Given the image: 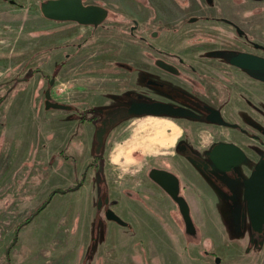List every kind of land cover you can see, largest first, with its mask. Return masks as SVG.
Listing matches in <instances>:
<instances>
[{
  "label": "rangeland",
  "instance_id": "obj_1",
  "mask_svg": "<svg viewBox=\"0 0 264 264\" xmlns=\"http://www.w3.org/2000/svg\"><path fill=\"white\" fill-rule=\"evenodd\" d=\"M12 1L0 0V264H264V234L251 232L241 179L235 173L216 177L225 191L220 193L207 170L185 153L175 155L182 141L206 159L217 141L213 136L225 137L221 128L167 115L126 118L110 128L103 152H96L92 122L98 112L141 96L172 100L177 90L195 92L183 78L147 65L152 50L131 35L132 19L141 22L139 35H148L162 17L166 27H178L179 47L169 51L183 58H223L221 44L206 48L192 41L199 27L192 31L177 23L181 16L218 7L205 0H85L111 13L93 30L45 17V0ZM235 7L227 9H237L238 22L246 18L248 25L252 15L244 10L251 9L264 25V1ZM146 21L157 26L146 28ZM261 40L254 42L264 44V33ZM254 42L231 44L229 51H256ZM211 73L222 75L232 89L243 73L251 74L230 66L223 72L229 77ZM148 77L165 88L150 86ZM263 79V72L256 73L255 80ZM47 90L72 108L47 109ZM155 166L179 169L196 236L185 233L176 205L147 175ZM58 189L68 191L52 197ZM107 197L109 205L99 209L98 200ZM107 207L128 225L108 220Z\"/></svg>",
  "mask_w": 264,
  "mask_h": 264
},
{
  "label": "flooded vegetation",
  "instance_id": "obj_2",
  "mask_svg": "<svg viewBox=\"0 0 264 264\" xmlns=\"http://www.w3.org/2000/svg\"><path fill=\"white\" fill-rule=\"evenodd\" d=\"M83 1L86 5L91 4L87 3L85 0ZM230 1L233 2V5L230 4ZM246 1L247 0H215L216 3H214V0H205L206 3H210L211 6L214 5L218 8L201 10L202 12H199L195 15L181 16L177 21V23L181 24V26L186 27V25H188L192 31H194V27H199L195 33H192V41H194V43H196L197 45H202L203 47L208 48L211 44H221V54L224 56L223 58L198 57V59L195 60H188L186 58H183L176 52L169 51V49L171 48L179 47V44H176L177 42L175 41L178 40V27H166L168 21L164 17H162V20L158 21V23H160L159 26L151 21H146V28L150 29L154 26L157 27L151 29L148 35H139L141 30V22L135 18L132 19V25L130 26L131 35L139 36L147 46V50H152L151 52L154 54L153 56H151V52L147 51V65L149 66V63L153 64L158 71H160L162 74H165L166 76L171 75L178 79L183 78L187 82L191 83L192 87L195 88V92L189 94L184 91L177 90L172 95H170L172 100L145 99L141 96V98L135 99L133 100V102H130L128 106L113 107L112 109H104L98 112V117L94 122H92L96 126L95 136L97 143H99L96 147V152H103V145L105 143L104 138L106 137V135H108V131L110 130V128L120 123L121 119L123 120L126 118L130 119L132 117H141L129 115L128 108L131 106V104L135 102L166 103L175 108L189 111L196 115L195 117H171L189 118L200 121V126L206 127L208 125H212L222 129V133L225 137L223 140H218L215 136H213L217 141H214L210 146L209 151L205 153L207 155V160L202 156L203 153L197 150H193L189 145H186L182 141L177 145V151H175V155L178 156L177 152L178 154L185 153L183 155H185V157L188 158L192 163L200 166L204 171L207 170V172L210 173V181H212V183H215V185L219 188L218 190L220 191V193H223L225 191L222 189V187L220 188V180H218L216 177L219 178L221 175L235 173L236 177L241 179L243 189L242 194L245 198V181L253 174L258 164H260L261 162L264 163V79L255 80L256 73H264V68L255 69L252 67L242 66L240 64H237L234 61V58L244 54L251 56V60H257L255 58H259L260 60L264 61V44L254 42V40L257 39L262 42L261 39L264 33V25L262 24L261 15L253 12V10L251 9L244 10L245 13L249 12L252 15L249 17L250 21L248 25H246V23L248 22L246 18L244 19L243 23H240L236 20V16L238 15L237 9L229 10L227 8H230L231 6L236 8L235 5H240L242 3H245ZM252 1L261 2L264 0ZM10 2L14 3V1L12 0H10ZM165 13H167L166 10H163L162 14ZM171 13H175V11H171ZM110 14L111 13L109 10L108 17L98 26H95L93 24H81L77 21L72 20H66L63 22H73L77 23L78 25H86L88 27H91L93 30H97L108 20ZM116 16L117 18L120 17L118 15ZM152 40H158V43H155ZM252 42H254L253 45L256 48V51L239 50L234 53H231V51H229V47L231 44L242 46V43L252 44ZM80 46L81 45H79L78 47ZM215 65H217L218 67H215ZM229 66L236 70L248 72L251 74L247 75L243 73V79L239 77V80L241 81L236 82V85L232 89L229 86L228 81L223 78L222 75H215L211 73L212 69L220 73L228 72ZM187 72L192 75H188ZM223 75L229 77L228 73H223ZM246 82L253 85L248 86ZM147 83L150 86L159 88H165L166 86L164 82L159 80H152L149 77L147 79ZM220 85L222 87V90H216V87L219 88ZM212 86L213 88H211ZM211 91L215 93L212 94L211 97H209L208 95ZM236 93L237 102L235 98ZM231 96V101L234 100L235 105H232L230 102ZM205 97L208 99H206ZM56 104L57 102L52 97L51 102L49 104L45 103V106L46 108L49 106V108L47 109H57V107H55ZM66 106L67 108L65 110L72 108V106L70 105ZM108 113L110 114L109 117H107ZM181 129L183 133H186V126L181 127ZM204 130L206 129L202 128V131ZM100 138H102V141H100ZM219 145H223L225 147H228L230 150H233L236 158L238 155L237 153L240 152V164L234 166L229 170L218 168L211 160V153L214 148ZM220 159L222 165L229 166V162H227L224 157H221ZM206 161L209 162V165H206ZM252 163L253 166L251 168ZM241 166H243L244 168V174H242L239 169V167ZM152 169L165 170L169 173L168 184L171 186V191L176 192L175 197H173L171 193L167 191L161 184L152 179L149 174ZM178 171L179 169L177 168H175V170H172L166 167L155 166L151 167L148 170L147 175L154 181V184L168 196L170 201H172V203L176 205L179 216L186 225L185 233L189 236H196L197 231L195 227V220L193 218L192 209L185 192L187 189L183 187L182 176ZM246 173H249V175L247 176ZM79 188L80 187H76L75 190ZM68 190L73 191L74 188H70ZM68 190L64 191L58 189V191L62 193H65ZM180 198H182L186 203V207L184 210H182L180 207ZM100 201L101 205L99 204ZM109 202L110 199L108 197L105 200L100 198L98 200V208L102 209L104 205H109ZM245 202L247 206V200ZM108 209H110V207H107L106 211ZM191 227L193 229H191ZM251 232L256 234L257 236H262V234H264V225L262 232H258L252 228L251 223Z\"/></svg>",
  "mask_w": 264,
  "mask_h": 264
},
{
  "label": "water",
  "instance_id": "obj_3",
  "mask_svg": "<svg viewBox=\"0 0 264 264\" xmlns=\"http://www.w3.org/2000/svg\"><path fill=\"white\" fill-rule=\"evenodd\" d=\"M41 11L43 15L51 20L77 21L81 24H93L98 26L101 24L109 14V9L98 4H84L83 0H45L41 3ZM249 55H239L234 58L237 64L246 67H252L255 69L264 68V61L259 58L257 60H251ZM53 81L51 82V84ZM46 103L49 104L52 100V94L50 90L45 93ZM57 108L66 109V105L57 103ZM49 108V106L47 107ZM129 115L133 116H191L195 117L193 113L175 108L169 104L162 102H135L128 108ZM102 141V138H100ZM237 158L228 147L223 145L216 146L211 153L212 162L220 169L229 170L234 166L240 164L239 154ZM221 157H224L229 166H224L221 163ZM150 176L156 182L161 184L167 191L171 193L173 197L176 196V192L171 191V186L168 184L169 173L165 170L152 169ZM245 198L247 200L248 215L250 217L252 228L258 232H262L264 225V163L258 164L253 174L245 181ZM101 205V201L99 202ZM179 204L182 210L185 209L186 203L182 198L179 199ZM106 217L108 220L116 221L117 223L127 226L128 223L123 220L113 209L106 211ZM17 238L15 239V241ZM220 257L216 258V262H220Z\"/></svg>",
  "mask_w": 264,
  "mask_h": 264
},
{
  "label": "trees",
  "instance_id": "obj_4",
  "mask_svg": "<svg viewBox=\"0 0 264 264\" xmlns=\"http://www.w3.org/2000/svg\"><path fill=\"white\" fill-rule=\"evenodd\" d=\"M57 192H59L58 190H56V191H54L53 193H52V197L54 196V194L55 193H57ZM46 204H48V203H44V205L43 206H45ZM42 208H44V207H42ZM42 208L41 209H39V211L40 210H42ZM39 211H38V213H39ZM32 219V217H30L28 220L30 221ZM28 220H27V222H28ZM26 223V222H25ZM9 264V263H8Z\"/></svg>",
  "mask_w": 264,
  "mask_h": 264
}]
</instances>
